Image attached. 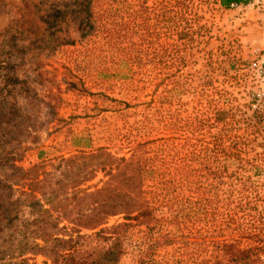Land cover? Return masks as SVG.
I'll return each mask as SVG.
<instances>
[{
	"label": "rangeland",
	"instance_id": "rangeland-1",
	"mask_svg": "<svg viewBox=\"0 0 264 264\" xmlns=\"http://www.w3.org/2000/svg\"><path fill=\"white\" fill-rule=\"evenodd\" d=\"M96 151L102 168L81 181L80 198L59 176L52 214L69 226L60 233L75 237L64 218L98 202L117 213L119 194L132 191L154 213L157 242L133 220L120 264H146L141 250L154 264H260L264 0H0V179L17 183L13 162L49 163L58 175L61 158ZM124 158L134 180L123 178ZM83 163L87 175L96 162ZM45 182L46 204L59 185ZM27 204L22 220L39 215ZM11 233L0 235L1 264L20 259L10 262Z\"/></svg>",
	"mask_w": 264,
	"mask_h": 264
},
{
	"label": "trees",
	"instance_id": "trees-1",
	"mask_svg": "<svg viewBox=\"0 0 264 264\" xmlns=\"http://www.w3.org/2000/svg\"><path fill=\"white\" fill-rule=\"evenodd\" d=\"M222 1L227 5L231 2L247 4L251 0ZM62 6L64 8L67 7L65 5ZM87 9L88 7L85 10ZM63 11V8L58 6L52 12L51 7L53 14L48 15V20H51L53 15H55V19L58 13ZM44 21L46 20L44 19ZM102 155L101 151H96L90 154L81 153L71 158H61L57 165L52 164V166L60 169L58 175L51 174V171H48L47 164L49 163L42 162L24 169L23 167L16 166L13 162L12 168L15 167L14 175L17 173V183H13L10 179H0V200L3 201H0V235L3 230L9 229L12 231L8 236L10 242L17 244L16 251L15 249L11 251L10 262L13 259L20 258L19 262H15L14 264H39L35 260V257L43 255L46 257V260H43L41 264H120L123 256L126 254L127 240L129 239V235L127 234L134 227L133 220L138 221V225H146L144 233L148 237L149 244H152L153 240H157V237L152 239L148 235V232L153 233L152 236L154 235V229L151 225V222L154 220L153 211L145 207L140 197H134L132 191H121L122 193L119 194L121 196V203L117 205L118 207L115 211L117 213H114V211L113 213H102L100 207L103 206V203L98 202L96 206L90 208L88 213H79L77 216H72L71 219L70 217L64 218L68 223L73 224L71 229L77 232L75 237L73 234L66 235L60 233L61 230L67 231L69 226L68 224L61 226L62 221H59L52 214L57 210V206L53 205V202L55 200L59 201L58 193L61 194L66 184L59 176L61 174L64 177L70 176V181L67 185L74 190L76 198H80L77 193L80 191L79 185L82 183L81 181L92 179V176L102 168ZM94 160L96 162L93 165L94 167L91 168L87 175H84L85 166L83 162H94ZM123 160L125 161L126 169H130L123 173L124 180H134L133 161H127L125 158ZM49 176L56 180L59 188L52 189L56 190L57 194L52 201L49 200L45 204L37 199V194L46 195L45 181H48ZM15 192L18 195H15ZM103 192L104 188H99L94 192L87 193V197H97ZM26 201L30 208L39 212V215L29 220H22L20 213ZM46 205L50 207H46ZM60 205V210H62L65 206L61 203ZM98 205L100 206L98 207ZM118 213H123L125 215L124 218L128 221L111 227H101L107 223L108 215ZM20 222L23 223L22 227L19 226ZM99 227L100 229L93 234H82V229L84 228L96 229ZM29 255L34 256V258H31ZM135 256L138 258L136 260L138 263L154 264L155 259H153L150 250H141Z\"/></svg>",
	"mask_w": 264,
	"mask_h": 264
},
{
	"label": "built area",
	"instance_id": "built-area-1",
	"mask_svg": "<svg viewBox=\"0 0 264 264\" xmlns=\"http://www.w3.org/2000/svg\"><path fill=\"white\" fill-rule=\"evenodd\" d=\"M233 6H234V4H233ZM264 237V236H263ZM264 243V242H263ZM262 251H263V253H264V245H263V247H262ZM263 257V261L260 263V264H264V255H262Z\"/></svg>",
	"mask_w": 264,
	"mask_h": 264
}]
</instances>
